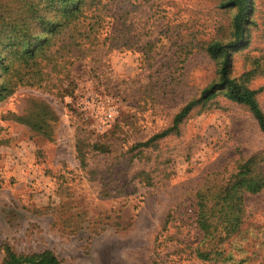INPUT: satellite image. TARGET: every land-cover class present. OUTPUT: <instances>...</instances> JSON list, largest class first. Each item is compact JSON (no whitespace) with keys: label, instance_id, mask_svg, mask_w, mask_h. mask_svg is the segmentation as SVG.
I'll return each instance as SVG.
<instances>
[{"label":"rangeland","instance_id":"374dc122","mask_svg":"<svg viewBox=\"0 0 264 264\" xmlns=\"http://www.w3.org/2000/svg\"><path fill=\"white\" fill-rule=\"evenodd\" d=\"M223 1L96 0V30L73 39L48 31L59 4L0 0V262L8 243L62 264H264V189L243 195L236 233L203 243L195 222L201 195L264 157L246 106L220 94L136 146L218 76L207 44L237 36L238 8ZM249 1L230 68L250 73L264 110V0Z\"/></svg>","mask_w":264,"mask_h":264},{"label":"trees","instance_id":"16d2710c","mask_svg":"<svg viewBox=\"0 0 264 264\" xmlns=\"http://www.w3.org/2000/svg\"><path fill=\"white\" fill-rule=\"evenodd\" d=\"M51 5L57 3L60 6L59 22L52 23L49 27L50 34L65 35L67 29L72 27L76 32L73 39L79 36H89L95 31V25L100 23V15L90 16V10L96 0H48ZM249 0H224L222 6H236L238 11L234 19L236 39L228 42L212 40L207 44L206 51L213 58H221L218 69V76L203 87L197 97L187 102L176 113L173 123L163 131L156 133L146 142H138L136 146L149 145L154 140L166 137L172 133L179 132L181 123L197 107H205L211 100L222 94L228 100L246 106L255 117L259 128L264 132V110L261 107L257 90L248 86L246 78L249 72L243 77L232 76L230 68V49L239 46L244 40L243 22L246 21ZM46 15L39 17L40 22L47 24L49 19ZM88 27V28H87ZM80 28H87L84 31ZM31 33H28L30 37ZM51 37L36 36V41L44 40L43 45L49 44ZM26 52L32 51L29 43L25 42ZM39 44V43H37ZM40 44H42L40 42ZM1 59V58H0ZM2 65V68H5ZM245 79V80H244ZM235 180L227 187L216 192L215 197L209 198L208 194L201 195L197 203L196 219L197 227L203 236V243L206 238L212 239L216 236L218 228L222 226L230 235L240 230L243 216L242 197L245 193H257L264 189V157L260 155L251 157L239 165ZM222 238V236L220 237ZM4 258L0 264H62L61 259L53 250L40 252L20 253L8 243L3 244ZM197 255L206 257L209 253L197 248Z\"/></svg>","mask_w":264,"mask_h":264}]
</instances>
